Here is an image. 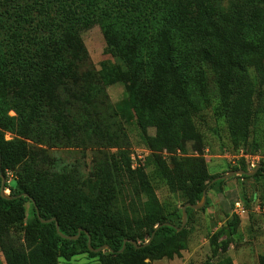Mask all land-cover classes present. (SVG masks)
<instances>
[{"label": "trees", "instance_id": "1", "mask_svg": "<svg viewBox=\"0 0 264 264\" xmlns=\"http://www.w3.org/2000/svg\"><path fill=\"white\" fill-rule=\"evenodd\" d=\"M201 1L200 20L191 28L167 0H21L6 21L0 17V185L2 175L22 168L17 177L6 179L4 187L11 198L0 196V247L7 264H57L58 257L70 260L81 253L99 257L103 264H134L136 258H172L183 248L185 229H177L181 209L165 213L147 173L130 169L128 159L123 172L134 180L133 191L149 197L134 216L108 208L115 192L113 181L121 174L117 162L98 167L108 186L99 189L94 180L85 190L78 167L54 163L53 170L38 153L45 149L30 150L27 139L50 147L79 148L92 136L99 140L111 133L113 114L104 82L123 83L120 109L135 113L144 130L148 125L156 128L152 136L143 133L153 173L170 191L182 192L186 202H198L204 189L224 181L211 183L214 177L248 170L239 164L210 174L202 157L171 156L167 162L158 154L190 139L193 117L210 105L213 96L217 111L224 112L234 147L247 143L252 133H261L256 125L263 119L264 97L248 80L246 68L255 55L257 70H262L264 0H229L226 6L222 0ZM90 22L98 23L107 52L121 61L100 73L89 66L79 34ZM185 27L189 38L192 35L199 43L194 56L178 48ZM10 109L15 115L8 114ZM5 131L19 138L6 141ZM251 143L264 149V135L251 138ZM259 164L253 175L240 176H264V163ZM26 202L31 204L30 217ZM186 210L189 219L194 209ZM50 218L55 220L41 221ZM55 221L65 235L82 231L75 239L63 238ZM239 223L240 217L231 212L226 226L211 238L213 264H234L230 256L218 254V240L224 233L232 240ZM13 224L24 225L23 243L8 240ZM158 224L151 241L142 245ZM86 232L93 248L106 244L109 249L91 251ZM124 239L139 246L127 241L122 247ZM259 264H264V255Z\"/></svg>", "mask_w": 264, "mask_h": 264}, {"label": "rangeland", "instance_id": "2", "mask_svg": "<svg viewBox=\"0 0 264 264\" xmlns=\"http://www.w3.org/2000/svg\"><path fill=\"white\" fill-rule=\"evenodd\" d=\"M21 0H0V17L6 21V16L10 13ZM169 7L173 12H177L179 17L191 28L200 20L202 13L201 0H167ZM226 6L229 0H222ZM192 23V25H191ZM186 27L184 28V37L180 41V51L189 50L190 54H197L199 43L189 38ZM80 38L88 54V64L99 73L103 68L119 64L121 61L106 50L105 37L97 22H90L80 29ZM255 58L249 57L246 73L248 80L252 83L255 91L264 97V60L262 62L261 71L257 70ZM104 91L107 95V104L113 114V123L109 127V132L99 136H92L91 140L84 143L82 147H50L46 143L38 144L28 140L30 150L36 151L39 147L45 149L38 152L46 157L45 166L56 170L54 163L59 166L72 165L80 170V181L86 182L83 186L85 190H89L90 185L97 180L99 189L101 186H108L105 180L104 172H100L98 167L103 163L113 161L119 165L121 174L113 182L114 198L109 201L108 208L113 211H120L129 216H134L140 212L141 204L149 197L141 194L139 197L133 191L134 180L123 172L127 159L130 162V169H142L150 179L153 189V195L156 197L159 205L165 213L171 212L173 209H181L186 202L185 195L180 191L172 192L169 190L165 181L153 173V165L150 163L151 150L143 140V133L146 131L149 135H154L156 128L148 125L145 130L137 122L135 113L120 109L119 104L125 97V87L119 81L104 82ZM214 88V83L211 84ZM216 96L212 97L208 107L201 109L198 114L193 117L191 133L187 136L190 138L182 142L181 146L172 150L163 149L158 154L167 162L172 157L194 156L204 159L206 168L210 174L220 173L227 167L232 165L243 164L248 170L254 156H259V164L264 163V149L258 147L255 149L251 143V138L257 135H264V114L262 121L256 125L261 133H252L247 143L234 147L231 142L230 134L227 130V123L224 112L217 111ZM264 107V104H263ZM264 112V110H263ZM9 115H15L14 110L8 111ZM6 141L19 138L15 133L5 131L3 135ZM142 156V161L131 166V156ZM255 164V165H256ZM44 167V166H43ZM98 170V171H97ZM22 171L20 166L14 171H8L5 180H11L19 175ZM219 186L209 189L206 192V199L209 204L202 206L200 209L194 210L187 218L185 225V241H182L183 248L179 253H174L172 258L162 257H146L144 259H134V264H213L211 259L213 244L211 238L223 227L229 219L232 209V203L235 199H241L247 214L240 217V223L237 233L233 235L231 240L227 233L222 234L218 240V254L230 256L234 264H259V257L264 255V176L256 178H245L240 175H233L223 179ZM92 181V182H91ZM103 187V188H104ZM105 190V189H104ZM8 193L9 189H5ZM103 197V195H102ZM103 200V199H102ZM101 200V201H102ZM206 203V202H205ZM27 217L31 216V204H25ZM180 223V218L174 221L175 225ZM24 225L13 224L10 226L8 240L12 243H23ZM181 229V230H182ZM104 252V249L101 250ZM0 264H7L5 254L0 247ZM57 264H103L99 257H91L86 253L74 255L70 260L62 257L57 258ZM122 264H128L124 262Z\"/></svg>", "mask_w": 264, "mask_h": 264}, {"label": "water", "instance_id": "3", "mask_svg": "<svg viewBox=\"0 0 264 264\" xmlns=\"http://www.w3.org/2000/svg\"><path fill=\"white\" fill-rule=\"evenodd\" d=\"M259 167H260V164H257V165H256L253 169H251V170H243V169L231 170V171H228V172H226V173H224V174H222V175H218V176L214 177V178L211 180V183L215 182L216 180H220V179H225V178L231 177V176H233V175H250V176H251V175H253V174L257 171V169H258ZM5 182H6L5 177L2 175V176H1V185H0V196H1V197H4V198H7V199H10L11 196L5 191V187H4V186H5ZM24 195H27V193H24ZM205 202H206V189H204V190L202 191V196H201V198H200V200H199L198 202H196V203L185 202V203L181 206V216H182V217H181V225H180L177 229H178V230H181V229L184 227V225H185V222H186V220H187V210H186L187 207H190V208H192V209H194V210H197V209H200L202 206H204ZM36 210H37V208H36ZM37 216L40 217L39 214H38V212H37ZM53 220H55V219H54V218H50V219H41L42 222H49V221H53ZM163 224H166V225H172V224L169 223V222H165V223H163ZM160 225H161V224H158V225H156V226L154 227V231L151 233L149 239H148L145 243H143L142 245H146V244H148V243L151 241V239H152L153 236H154L155 230H156ZM55 229H56V231L59 233V235H60L61 237H63V238H68V239H75V238H77L78 235L80 234V232L82 231V229L79 228V229H78V232H77L76 235H74V236L65 235V234H63V233H61V232L59 231V225H58V222H57V221H55ZM86 234H87V237H88L87 245H88V248H89L91 251L99 252V251H101V250H103V249H109L108 245H106V244H105V245H102V246H99V247H97V248H93V247L91 246V244H90V236H89L88 232H86ZM127 241L131 242L135 247H138V246H139V245L137 244V242H136L135 240H133V239H124V240H123L122 247H124V245H125V243H126Z\"/></svg>", "mask_w": 264, "mask_h": 264}, {"label": "built area", "instance_id": "4", "mask_svg": "<svg viewBox=\"0 0 264 264\" xmlns=\"http://www.w3.org/2000/svg\"><path fill=\"white\" fill-rule=\"evenodd\" d=\"M255 157V161H252L251 163V167H255L257 164V162H259V156H254ZM140 162L142 161V156L140 155H137L136 157L135 156H131V166L134 167L137 162ZM256 164V165H255ZM233 214L237 215L238 217H242L244 215L247 214V209L245 208L244 204L241 202L240 199H235L233 201V205H232V211H231Z\"/></svg>", "mask_w": 264, "mask_h": 264}]
</instances>
